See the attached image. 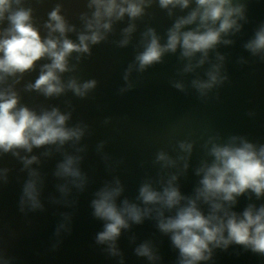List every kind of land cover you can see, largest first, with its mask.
Returning <instances> with one entry per match:
<instances>
[{
    "label": "clouds",
    "instance_id": "1",
    "mask_svg": "<svg viewBox=\"0 0 264 264\" xmlns=\"http://www.w3.org/2000/svg\"><path fill=\"white\" fill-rule=\"evenodd\" d=\"M35 2L43 4L44 0ZM153 5L165 10L173 22L164 35L156 27L146 26L133 45L139 31L137 21H142ZM85 8L78 14L79 24L73 23L64 0H57L47 19L38 22L31 0H0V161L11 156L21 165L17 171L0 163V187L8 185L17 171L19 212L25 217L45 212L43 194L49 174L43 168L60 157L51 171L59 195L49 194L47 201L73 211L58 213L50 251L58 250L64 237L72 233L79 196L93 183L83 165L90 147L85 140L95 135V129L82 118L73 122L77 106L71 98L64 100L63 108L43 103L30 106L23 102L22 92H35L45 100L69 93L88 99L100 81L83 79L78 74L81 64L93 55L94 46L110 41L121 49L135 48L117 95L137 88L142 74L164 63L166 56L176 55L179 66L170 86L185 95L194 91L204 103L213 93L219 100V90L231 81V53L220 49L235 45L251 22L248 0H86ZM125 20L119 39L112 40L117 25ZM242 47L249 55L237 57V64H264V21L256 25ZM37 69L35 80L23 83ZM21 84L23 87H18ZM247 115L254 118L256 112L249 110ZM112 121V116H106L102 125ZM199 140L203 141V155L193 167ZM199 140L179 139L172 151L159 149L151 161L155 175L142 179L134 198L125 194L126 184L116 174L125 164L124 158L106 150L109 139L95 144L110 178L90 201L92 217L102 222L94 243L115 264H126L119 244L126 233L129 243L135 245L136 257L147 264H163L156 240L137 243L133 226L145 221L154 222L158 232L169 238L177 252L174 264H209L217 250L227 251L232 246L264 258V203L255 202L264 201V142L240 133L224 135L220 130L211 134L206 130ZM144 164L141 161L140 167ZM190 169L198 179L191 194H185L180 180ZM24 173L26 178L20 175ZM242 196L249 203L236 211ZM9 236L15 232L10 231ZM16 259L0 236V264H16Z\"/></svg>",
    "mask_w": 264,
    "mask_h": 264
},
{
    "label": "water",
    "instance_id": "2",
    "mask_svg": "<svg viewBox=\"0 0 264 264\" xmlns=\"http://www.w3.org/2000/svg\"><path fill=\"white\" fill-rule=\"evenodd\" d=\"M31 2L37 9L38 22H42L47 19V13L57 0H44L43 4H38L35 0ZM85 3L86 0H64L66 14L73 23L79 24L78 14L86 10ZM248 5L251 22L245 25L244 33L235 45L220 49L231 53L228 62L231 81L219 90V100L215 99L213 93V98L204 103L197 99L194 91L185 95L170 86L169 81L175 76V69L179 66L176 55L166 56L164 63L157 64L142 74L137 88L131 92L124 96L116 94L118 87L123 84L122 73L134 58L133 45L139 40V32L151 25L164 35L173 22L166 11L156 5L148 10L149 14L142 21H137L139 31L135 34L133 45L121 49L106 41L94 46L93 55L84 59L78 74L83 79L96 78L100 81L98 88L88 99L80 100L69 93L66 97L45 100L35 92H22L23 102L30 106L43 103L63 108L64 100L71 98L77 106L73 122L85 119L93 125L95 135L85 140L90 147L83 165L93 183L87 191L80 194L73 218V231L64 237L62 245L56 251H50V245L60 219L58 213L73 211L47 201L49 194L59 195L55 190L56 181L51 176V171L60 157L49 160L43 168L49 174L43 194L47 211L30 213L27 217L17 207L21 183L17 182L16 175L21 165L11 156L0 161L17 170L12 173L11 182L0 187V236L9 253L17 258L16 264H115L94 243V236L102 229V222L92 217L90 208L92 194L105 179L110 178L95 152V144L101 139H109L107 151L117 158H124L125 164L116 174L125 182V194L131 198L136 196L139 184L146 175H155L156 168L151 163L154 154L161 148L172 151L176 140H199L206 130L209 134L220 130L224 135L240 133L253 141L264 142V64L257 62L241 66L235 62L240 55H249L242 44L253 34L256 25L264 21V0H248ZM126 24L127 20L117 25L112 40L119 39V30ZM72 38L75 39L74 34ZM38 74V69L28 74L23 83L35 80ZM18 87L22 88L23 84ZM249 110H255L254 118L247 115ZM106 116H112L113 121L110 125L103 126L102 121ZM200 143L203 141L199 140L197 144L192 158L193 167L203 155ZM141 161L145 162L144 167H140ZM20 175L26 178V173ZM197 179L190 169L187 177L180 180L182 191L191 194ZM248 203L246 196L240 197L235 210L242 211ZM10 231H14L15 236L10 237ZM132 231L138 236L137 243L145 239L156 240L163 256V264H174L177 252L171 247L169 238L158 232L154 222L145 221L142 225H134ZM119 244L125 253L126 264H147L145 259L134 255L135 245L129 243L127 233L121 237ZM209 264H264V258L245 252L240 246H232L227 251L217 250L214 261Z\"/></svg>",
    "mask_w": 264,
    "mask_h": 264
}]
</instances>
